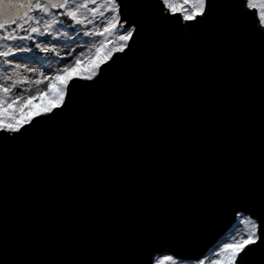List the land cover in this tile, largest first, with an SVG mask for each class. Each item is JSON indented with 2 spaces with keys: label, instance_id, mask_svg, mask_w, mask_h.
<instances>
[{
  "label": "snow or ice",
  "instance_id": "snow-or-ice-1",
  "mask_svg": "<svg viewBox=\"0 0 264 264\" xmlns=\"http://www.w3.org/2000/svg\"><path fill=\"white\" fill-rule=\"evenodd\" d=\"M0 264H264V0H0Z\"/></svg>",
  "mask_w": 264,
  "mask_h": 264
},
{
  "label": "rangeland",
  "instance_id": "rangeland-1",
  "mask_svg": "<svg viewBox=\"0 0 264 264\" xmlns=\"http://www.w3.org/2000/svg\"><path fill=\"white\" fill-rule=\"evenodd\" d=\"M34 103V107H39V103H40V101H35V102H33Z\"/></svg>",
  "mask_w": 264,
  "mask_h": 264
}]
</instances>
